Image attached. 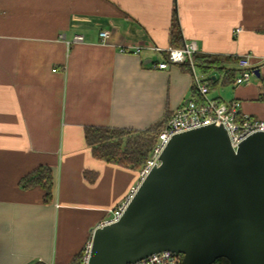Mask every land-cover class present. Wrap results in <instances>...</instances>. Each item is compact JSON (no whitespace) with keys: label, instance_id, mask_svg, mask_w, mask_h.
Returning a JSON list of instances; mask_svg holds the SVG:
<instances>
[{"label":"crops","instance_id":"crops-1","mask_svg":"<svg viewBox=\"0 0 264 264\" xmlns=\"http://www.w3.org/2000/svg\"><path fill=\"white\" fill-rule=\"evenodd\" d=\"M175 14L182 44L195 41L225 72L249 55L264 73V0H0V264H71L139 182L140 170L92 155L86 127L146 130L200 100L187 63L152 66L166 60L154 47H173ZM75 35L84 41L68 44ZM132 47L142 51H121ZM208 74L210 92L224 86L222 71ZM232 88L229 101L211 97L264 118L259 88ZM43 166L50 202L19 185Z\"/></svg>","mask_w":264,"mask_h":264},{"label":"water","instance_id":"water-1","mask_svg":"<svg viewBox=\"0 0 264 264\" xmlns=\"http://www.w3.org/2000/svg\"><path fill=\"white\" fill-rule=\"evenodd\" d=\"M160 161L120 220L94 230L89 264L162 251L181 254L180 264H264V132L234 148L222 125L185 131Z\"/></svg>","mask_w":264,"mask_h":264},{"label":"built area","instance_id":"built-area-1","mask_svg":"<svg viewBox=\"0 0 264 264\" xmlns=\"http://www.w3.org/2000/svg\"><path fill=\"white\" fill-rule=\"evenodd\" d=\"M236 31L238 33L241 32V28H237ZM100 35L103 41H107L109 38L108 31H102ZM83 41L84 37L82 35H75L73 41L68 42V44ZM153 49L159 52H166L165 61L152 65L155 69H167L170 63L189 64L193 75V83L200 100H188L182 107L173 112L161 130L149 159L140 169L141 178L139 182L131 187L126 198L111 210L108 218L104 222H101L99 226L112 224L120 220L131 199L136 194L142 180L149 174L153 167L160 165V156L174 135L211 124L222 125L227 130L233 147L236 148L242 140L251 134L264 132V118H257L243 112L239 101L234 100L229 103H222L210 96V88L207 82L203 81L196 72L193 56L198 52V47L195 41L185 42L182 47H171L167 50H163L160 47H154ZM121 51L140 54L142 48H122ZM237 66L239 73L235 79V85L241 86L249 84L251 78L255 76L254 69H256L251 64L250 56L244 55L238 58ZM92 237L93 234L86 241L80 252L81 264H89L92 250ZM181 260V254L162 251L131 264H180Z\"/></svg>","mask_w":264,"mask_h":264},{"label":"trees","instance_id":"trees-1","mask_svg":"<svg viewBox=\"0 0 264 264\" xmlns=\"http://www.w3.org/2000/svg\"><path fill=\"white\" fill-rule=\"evenodd\" d=\"M181 42V28L175 14L171 28V44L173 47H182ZM193 61L195 66L204 73H209L212 69L222 71L225 74L223 85L235 83L239 69L232 68L225 72L221 68L224 61L220 58L196 53ZM234 61L238 63V58ZM217 80L218 78L215 80L209 78L207 80L209 88ZM259 81L258 100L264 103V73L261 74ZM167 121L158 122L146 130L89 126L85 128V141L95 158L124 168L140 170L149 159ZM19 185L25 190L42 187L45 190V202H50L53 195L52 170L49 167H40L23 176ZM71 264H81V253L74 256ZM214 264H229V261L226 258H220Z\"/></svg>","mask_w":264,"mask_h":264},{"label":"rangeland","instance_id":"rangeland-1","mask_svg":"<svg viewBox=\"0 0 264 264\" xmlns=\"http://www.w3.org/2000/svg\"><path fill=\"white\" fill-rule=\"evenodd\" d=\"M196 72L197 74L202 78L203 81L207 82V80L209 79L208 76H210L208 73H204L201 71L200 68L196 67ZM249 84L253 87V88H256L257 92H258V88L260 86V81H259V78H257L256 76L252 77ZM232 85L233 84H227V85H219L217 87H215L214 90H212L210 92V96H213L216 94V92H218V90H220L222 92V89L224 88H230L231 90L233 89L232 88ZM244 87L247 86V85H243ZM229 90V89H228ZM222 95H220V97H222V99H224L225 101H229V94H224V92L221 93ZM258 95H259V92L257 94V100H258ZM259 101V100H258Z\"/></svg>","mask_w":264,"mask_h":264}]
</instances>
